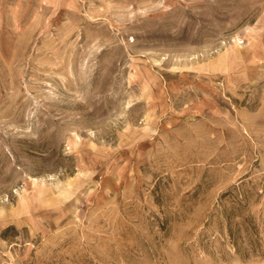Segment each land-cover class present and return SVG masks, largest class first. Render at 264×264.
I'll return each mask as SVG.
<instances>
[{"label":"rangeland","instance_id":"1","mask_svg":"<svg viewBox=\"0 0 264 264\" xmlns=\"http://www.w3.org/2000/svg\"><path fill=\"white\" fill-rule=\"evenodd\" d=\"M0 264H264V0H0Z\"/></svg>","mask_w":264,"mask_h":264}]
</instances>
